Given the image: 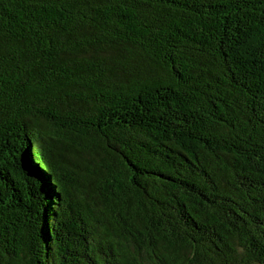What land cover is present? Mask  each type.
<instances>
[{
  "label": "trees",
  "instance_id": "16d2710c",
  "mask_svg": "<svg viewBox=\"0 0 264 264\" xmlns=\"http://www.w3.org/2000/svg\"><path fill=\"white\" fill-rule=\"evenodd\" d=\"M0 264H264V0H0Z\"/></svg>",
  "mask_w": 264,
  "mask_h": 264
}]
</instances>
